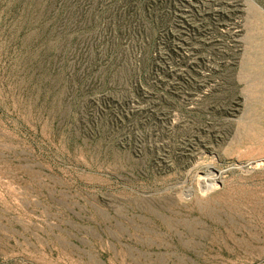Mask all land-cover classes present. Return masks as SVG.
<instances>
[{
    "label": "rangeland",
    "instance_id": "1",
    "mask_svg": "<svg viewBox=\"0 0 264 264\" xmlns=\"http://www.w3.org/2000/svg\"><path fill=\"white\" fill-rule=\"evenodd\" d=\"M0 264H264V0H0Z\"/></svg>",
    "mask_w": 264,
    "mask_h": 264
},
{
    "label": "bare ground",
    "instance_id": "2",
    "mask_svg": "<svg viewBox=\"0 0 264 264\" xmlns=\"http://www.w3.org/2000/svg\"><path fill=\"white\" fill-rule=\"evenodd\" d=\"M216 186H217V179L211 177V178L204 179V187L202 189L209 191V190L215 189ZM205 190H203V191H205Z\"/></svg>",
    "mask_w": 264,
    "mask_h": 264
}]
</instances>
